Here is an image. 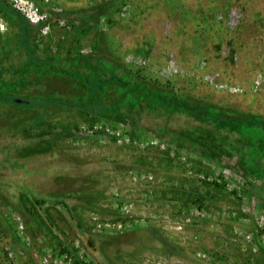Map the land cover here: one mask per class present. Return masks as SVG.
Segmentation results:
<instances>
[{"label": "rangeland", "instance_id": "rangeland-1", "mask_svg": "<svg viewBox=\"0 0 264 264\" xmlns=\"http://www.w3.org/2000/svg\"><path fill=\"white\" fill-rule=\"evenodd\" d=\"M5 6L40 55H95L152 87L264 118V0H0V60L23 55ZM41 89L83 93L54 78ZM37 117L0 106V264H264V162L254 173L239 153L194 147L184 131L199 125L182 116L58 111L22 129ZM44 200L68 214L43 215L33 202Z\"/></svg>", "mask_w": 264, "mask_h": 264}, {"label": "trees", "instance_id": "trees-1", "mask_svg": "<svg viewBox=\"0 0 264 264\" xmlns=\"http://www.w3.org/2000/svg\"><path fill=\"white\" fill-rule=\"evenodd\" d=\"M5 7L19 22L21 36L18 48L23 55L18 59L7 56L0 60V74L8 75L12 80L7 83L0 76V106L9 111L38 113V117L25 123L22 129L34 122H43L58 111H76L137 122L146 116L166 120L182 116L199 125L192 127L190 131H184L188 143H192L194 147H205L199 142L203 140L232 155L239 153L242 156L238 158L254 173L264 162V118L229 113L152 87L139 77L126 73L121 67L95 55H40L31 45L30 29L25 20ZM50 78L78 82L83 93L37 94V90L42 91V81ZM109 95H115L113 101L105 102ZM193 136L198 140H194ZM45 201L33 202L43 215L46 206L55 207L64 214L67 209L68 214L69 210L63 201ZM71 218L73 219L72 215ZM45 221H49L47 216Z\"/></svg>", "mask_w": 264, "mask_h": 264}]
</instances>
